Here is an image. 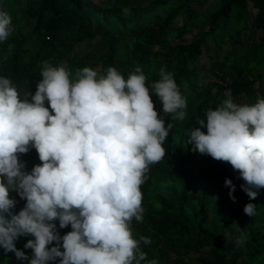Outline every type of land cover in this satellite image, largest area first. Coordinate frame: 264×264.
Instances as JSON below:
<instances>
[{"label":"trees","instance_id":"16d2710c","mask_svg":"<svg viewBox=\"0 0 264 264\" xmlns=\"http://www.w3.org/2000/svg\"><path fill=\"white\" fill-rule=\"evenodd\" d=\"M206 1L136 0L124 11L119 2L0 0L14 24L8 39L0 42V77L9 78L21 98L30 93V100L44 61L52 66L66 63L75 78L77 69L89 67L90 54L79 56L74 47L96 38H108L106 49L97 55L100 73L114 67L127 79L140 66L150 88L161 67L172 72L186 98V116L181 121L173 119L174 114L165 115L150 92L156 111L173 127L163 143L165 157L150 165L140 186L143 220L133 219V236L150 238L149 245L141 242L140 247L157 264H264V188L254 189L257 195L250 200L240 187L244 181L238 171L192 151V144L186 143L197 120L206 119L205 110H214L226 90L238 104L264 98V0H208L204 5ZM249 21L259 31L252 42L246 38ZM29 41L34 47L27 46ZM203 52L207 65H198ZM19 159L26 171L40 163L34 148ZM226 177L235 185V201L224 184ZM10 195L18 212L25 200L15 191ZM249 202L255 205L251 217L243 211ZM55 223L61 236L71 230L70 225L59 228ZM237 224L246 237L239 245ZM32 238L19 237L16 248L30 256L31 249L24 245ZM0 264L27 261L0 248Z\"/></svg>","mask_w":264,"mask_h":264},{"label":"clouds","instance_id":"9594fccd","mask_svg":"<svg viewBox=\"0 0 264 264\" xmlns=\"http://www.w3.org/2000/svg\"><path fill=\"white\" fill-rule=\"evenodd\" d=\"M11 25V15L0 9V42ZM40 76L30 100V93L21 98L12 81L0 77V248L27 264H157L140 247L150 238H134L131 225L143 220L140 186L150 165L165 157L163 143L173 127L156 111L150 92L165 115L186 116L174 74L161 67L149 88L140 66L127 79L114 67L100 73L87 66L72 78L66 63L44 61ZM223 96L197 120L186 143L229 163L251 200L254 189L264 188V98L238 104L231 90ZM30 148L40 163L26 171L19 156ZM224 184L235 201L232 180ZM13 191L25 200L18 212ZM243 211L251 217L255 205L246 203ZM56 221L71 230L61 236ZM236 228L239 245L246 237ZM27 235L33 237L24 245L30 256L15 246Z\"/></svg>","mask_w":264,"mask_h":264},{"label":"rangeland","instance_id":"374dc122","mask_svg":"<svg viewBox=\"0 0 264 264\" xmlns=\"http://www.w3.org/2000/svg\"><path fill=\"white\" fill-rule=\"evenodd\" d=\"M98 2H106V3H115V2H119V4H121L122 8L124 11L127 10V7L129 5H134L136 0H95ZM208 0L204 3V5L208 4ZM21 3L17 2L16 6H17V13L19 16V5ZM2 3H0V9H1ZM5 8V6L3 7ZM196 8L199 10L202 8V5H196ZM7 9V8H6ZM24 23V19L20 20V27H24L25 24ZM12 27L14 26V24L11 25ZM27 26V25H26ZM259 34V31L254 29L251 25V22H248V29L246 31V38L248 39L249 42H252L255 40L256 36ZM108 44V38H103L101 40H98V38L93 39L91 41H85V42H81L79 43L77 46L74 47L73 52L78 54L79 56L81 55H86V54H90V55H86V61L89 63V67L93 68L94 70L99 72V68H100V63H99V59L97 57V55L99 53H101L102 51H104L106 49V46ZM28 47H34V42L33 41H29L27 44ZM201 63H204L207 65V59H206V55L205 52L202 53V55L200 56V58L196 61V64L200 65Z\"/></svg>","mask_w":264,"mask_h":264}]
</instances>
